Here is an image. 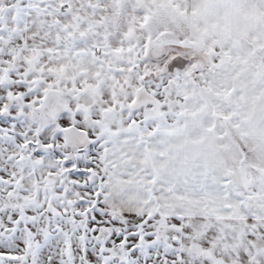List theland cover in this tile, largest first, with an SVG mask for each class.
<instances>
[{
  "label": "snow or ice",
  "instance_id": "obj_1",
  "mask_svg": "<svg viewBox=\"0 0 264 264\" xmlns=\"http://www.w3.org/2000/svg\"><path fill=\"white\" fill-rule=\"evenodd\" d=\"M0 264H264V0H0Z\"/></svg>",
  "mask_w": 264,
  "mask_h": 264
}]
</instances>
